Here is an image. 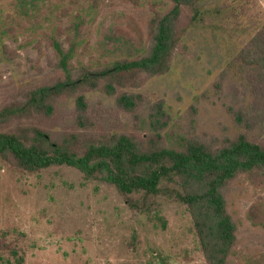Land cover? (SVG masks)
Returning a JSON list of instances; mask_svg holds the SVG:
<instances>
[{"label": "rangeland", "instance_id": "374dc122", "mask_svg": "<svg viewBox=\"0 0 264 264\" xmlns=\"http://www.w3.org/2000/svg\"><path fill=\"white\" fill-rule=\"evenodd\" d=\"M91 4V0H0V106L17 88L52 73L48 37L55 34L63 40L66 34L61 32L72 31L75 14L85 21L71 62L77 68L96 69L133 52L138 43L131 37L146 39L151 7L165 10L171 0ZM190 18L185 9L183 20L189 23ZM263 25L264 0H198L196 17L174 49L169 69L144 74L130 88L147 101H163L170 116L164 129L167 143H174L171 132L212 138L238 131L226 105L249 108L252 95L246 69L234 58ZM86 95L92 130L134 129L131 116L116 106L113 96L98 91ZM146 106L141 109V132L150 130ZM53 124L60 130L74 127L73 99L59 103ZM255 132L264 136V122ZM225 195L227 210L238 224L229 264H264V226L253 225L247 216L264 190L241 174ZM163 203L165 227L130 209L113 186L85 180L73 168L27 172L0 160V229L28 234L26 264H164L163 259L169 264H206L184 207ZM131 240L134 248L128 245Z\"/></svg>", "mask_w": 264, "mask_h": 264}, {"label": "trees", "instance_id": "16d2710c", "mask_svg": "<svg viewBox=\"0 0 264 264\" xmlns=\"http://www.w3.org/2000/svg\"><path fill=\"white\" fill-rule=\"evenodd\" d=\"M97 1L91 0V6ZM197 3L171 0L165 10L152 6L146 39L131 37L138 43L133 52L96 69L77 68L71 62L85 21L83 15L75 14L72 31L61 32L66 34L63 40L55 34L48 37L52 73L17 88L0 106V160L27 172L73 168L85 180L113 186L130 209L145 214L149 221L159 220L162 227L166 224L163 201L181 204L204 262L229 264L238 224L227 210L226 189L246 174L264 190V136L255 132L264 122V25L234 58L246 69L252 97L249 108L226 105L239 128L233 135L207 138L171 132L175 140L169 144L164 129L170 116L163 101H147L130 89L144 74L169 69L174 49L196 17ZM185 9L191 12L189 23L183 20ZM92 91L113 96L116 106L131 116L134 129L92 130L86 95ZM65 99L74 102V127L60 130L53 123ZM146 104L150 130L141 132V109ZM247 216L253 225L264 226V196L250 205ZM128 245L135 247L132 240ZM29 250L26 232L0 229V264H26ZM163 263L169 264L167 259Z\"/></svg>", "mask_w": 264, "mask_h": 264}]
</instances>
